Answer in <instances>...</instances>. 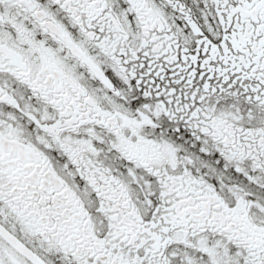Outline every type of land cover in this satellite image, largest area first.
<instances>
[{
    "label": "snow or ice",
    "instance_id": "6c2138e0",
    "mask_svg": "<svg viewBox=\"0 0 264 264\" xmlns=\"http://www.w3.org/2000/svg\"><path fill=\"white\" fill-rule=\"evenodd\" d=\"M0 264H264V0H0Z\"/></svg>",
    "mask_w": 264,
    "mask_h": 264
}]
</instances>
